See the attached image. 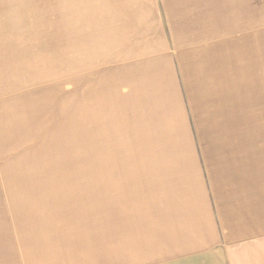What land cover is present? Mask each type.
Returning a JSON list of instances; mask_svg holds the SVG:
<instances>
[{"label": "rangeland", "instance_id": "obj_1", "mask_svg": "<svg viewBox=\"0 0 264 264\" xmlns=\"http://www.w3.org/2000/svg\"><path fill=\"white\" fill-rule=\"evenodd\" d=\"M0 264H264V0H0Z\"/></svg>", "mask_w": 264, "mask_h": 264}, {"label": "bare ground", "instance_id": "obj_2", "mask_svg": "<svg viewBox=\"0 0 264 264\" xmlns=\"http://www.w3.org/2000/svg\"><path fill=\"white\" fill-rule=\"evenodd\" d=\"M48 20V19H47ZM122 20V22H124V20L123 19H121ZM59 28V27H58ZM58 37H53L52 39H50V42H51V44H52V46H53V48L54 49H56V47H55V44H57V41L56 40H59V39H57ZM17 50V49H16ZM26 51V50H25ZM16 72V71H15ZM18 73V72H17ZM54 77H56V74H54ZM39 78H46V79H48V78H51V77H47V76H44V77H41V76H39V77H37V78H35V80H38ZM15 82V81H14ZM16 87H18L17 85H15L14 87H13V89H15ZM9 91H11V88L9 87V86H7L6 88H5V90L3 91V92H9ZM24 123V122H23ZM22 123V124H23Z\"/></svg>", "mask_w": 264, "mask_h": 264}]
</instances>
